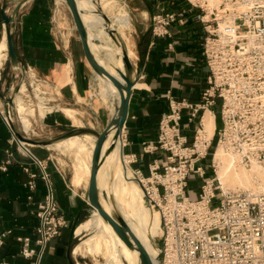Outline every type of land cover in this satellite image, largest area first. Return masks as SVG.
Segmentation results:
<instances>
[{
	"label": "crops",
	"instance_id": "crops-1",
	"mask_svg": "<svg viewBox=\"0 0 264 264\" xmlns=\"http://www.w3.org/2000/svg\"><path fill=\"white\" fill-rule=\"evenodd\" d=\"M55 1L19 0L15 43L20 63L13 66L10 62L16 75L24 77L25 73L32 71L46 90L51 83L50 89L56 94L58 105H61L54 111L46 110L44 116L39 114L35 122L44 133L37 139L56 137L73 127L91 126L101 130L116 112V101L112 96L108 102H80L91 87L92 76L97 73L85 56L81 40L70 49L68 44H61L57 39L51 16ZM90 1L96 5L95 0ZM110 2L114 7L122 5L129 12L130 25L126 28L127 40L124 39V45L134 52L130 59L137 77L132 86L122 134L115 146L119 152L116 157L112 156L108 165L105 163L100 168L97 182L99 189L107 193L111 204L119 206L120 202L127 212L126 215L122 213L124 217L142 227L136 215V202L124 187L129 184L131 171L140 169L147 175L155 159L163 161V150L146 151L144 147L157 140L160 119L170 109V97L200 101L208 75L202 54L206 31L199 20L200 8L194 7L189 0ZM4 5L0 0V7ZM164 12H175L177 18L168 25V33L158 35L153 29V16ZM1 22L0 14V41L6 31L2 30ZM214 106L216 104L200 110L198 117L192 121L187 111L183 113L182 132L190 141L199 123L204 125L208 110L214 115L216 130L219 107ZM7 108L11 110L13 106L6 104L5 97L0 93V231H9L4 244L0 246V261L10 264H95L84 253L85 249L96 251L86 243L90 236L77 242V238L80 239L88 228L95 227L86 225L80 232L78 228L98 213L96 210L93 214L95 208L88 198L95 137L90 135L93 137L90 140L86 135H77L83 140V147L58 144L65 139L50 144L24 141L30 153L42 162L40 164L24 153L22 140L16 134L19 127L14 119L10 123L5 119ZM68 108L73 109L76 119L66 113L65 109ZM75 120L80 122L76 123ZM88 146L91 147L90 153ZM3 165L6 167L3 168ZM118 175L125 178L118 183L115 191L113 187ZM196 179H191L188 187L194 195L198 194L200 183L197 182L195 186L190 184ZM50 192L65 213L67 224L61 234L47 244L40 258L36 255L25 257L20 252L22 242L18 237H30L31 246L36 247L38 203ZM122 197L125 199L121 200ZM149 213V221L152 222L154 213ZM96 232L97 228L93 234ZM149 235L153 241L155 235L150 232Z\"/></svg>",
	"mask_w": 264,
	"mask_h": 264
},
{
	"label": "built area",
	"instance_id": "built-area-1",
	"mask_svg": "<svg viewBox=\"0 0 264 264\" xmlns=\"http://www.w3.org/2000/svg\"><path fill=\"white\" fill-rule=\"evenodd\" d=\"M189 1L200 8L199 20L206 31L202 54L207 85L198 102L170 97L157 140L144 147L163 150L164 159H155L147 175L135 169L132 176L145 202L160 214V264H264V185L254 191L224 188L215 161V151L221 147L236 164L257 163L264 168V0ZM176 18L175 12L154 15L155 33H168ZM218 99V127L209 137L199 123L190 141L182 132L183 113L187 111L192 121ZM5 119L13 121L8 108ZM21 145L42 164L24 141ZM208 157L210 161L204 162ZM194 178L200 179L197 195L188 189ZM37 216L36 247L30 237H18L25 257L40 258L67 224L52 192L38 203ZM8 233L0 231V246Z\"/></svg>",
	"mask_w": 264,
	"mask_h": 264
},
{
	"label": "bare ground",
	"instance_id": "bare-ground-1",
	"mask_svg": "<svg viewBox=\"0 0 264 264\" xmlns=\"http://www.w3.org/2000/svg\"><path fill=\"white\" fill-rule=\"evenodd\" d=\"M95 1L96 5H94V3H92L90 0H77L79 6L83 9L82 15L88 27L89 35L91 37L100 39L101 41V43L91 42V47L96 57L100 60L102 64L107 67L109 71H111V73L118 75L117 68L124 70L122 60V48L120 45L111 42L110 37L107 36L103 27V17H101L100 14L94 13L93 11L97 8L98 5H101V7L104 8V3H106V0ZM113 24L116 27L119 35L120 33L126 35V28H128L130 25V16L120 11L115 15V18L113 19ZM94 27H97V30H95ZM6 48L7 37L5 32L0 41V68L2 66L4 58L3 50ZM128 53L130 58H132L134 55L133 50L129 49ZM98 76L101 79V82L99 84V94L102 99L105 102H108L111 96H118L119 98V92L117 87L108 78H104L100 75ZM118 101L119 100H117V102ZM65 111L71 117L76 119L73 109L68 108L65 109ZM203 121V127L205 128L208 136L210 137L213 134L215 128V120L213 113L208 110L205 114ZM208 132H210V135ZM86 136L87 139H93V137L90 135ZM108 143L109 142L107 140L104 144V147H106ZM58 144H76L79 147H83L84 142L80 138V136H72L58 142ZM118 152V147H116V149L114 148L113 152L108 156L106 160L107 165L109 164V161L111 160L112 156L113 158L116 157ZM215 161L217 162V165H219L217 168V177L220 179L221 185L224 188L243 187L254 191L260 189L264 185V168L257 163H254L250 170H247L244 165L243 167H238L234 159L231 156L227 155L221 147H219L215 151ZM124 178V175L117 176L116 183L113 187L115 191L117 190L118 183H120ZM128 178H130V181H128L129 184H127L124 189L133 197V200L136 202V215L138 217L140 216L141 219L139 220L142 223V227L139 225H135L131 221H128L126 218L125 219L131 226L138 240L146 249L148 255L151 257L153 264H160V249L152 241L151 235H149V232L152 235H157L159 230H161L162 232L159 212L156 211L154 213V220L152 222L149 221L150 206L147 205L144 199L139 197L140 188H137V185L133 181L131 176H129ZM103 204L105 203L103 202ZM119 204L121 208L120 210L122 211L121 213L126 215V210L123 208L120 202ZM86 225H93L95 228H97L96 234H93L92 236L86 239V243L92 249L99 251L101 248L102 239L105 240L107 248L106 252L108 253V264H137L138 252L135 250L132 251L126 245V243L117 235L113 227L108 222L104 221V219L99 213L92 217L86 224L80 226L77 231L80 232L83 227H86ZM148 225H151V228H148ZM95 235H98L99 237H96Z\"/></svg>",
	"mask_w": 264,
	"mask_h": 264
},
{
	"label": "water",
	"instance_id": "water-1",
	"mask_svg": "<svg viewBox=\"0 0 264 264\" xmlns=\"http://www.w3.org/2000/svg\"><path fill=\"white\" fill-rule=\"evenodd\" d=\"M73 17L75 26L79 33V37L83 46L85 56L93 68V70L100 76L108 78L118 89L119 101L116 102V112L107 123V125L99 130L95 127H73L69 131L62 133L56 137L49 139H37L24 135L18 129L16 134L22 141L32 144H50L62 139H66L77 135H93L95 137V143L92 150L91 157V173L90 183L88 189V198L91 205L97 209L98 213L108 222L117 233V235L126 243V245L132 250L138 252L137 264H153L151 257L148 255L146 249L138 240L137 236L133 232L131 226L119 210H115L114 205L111 204L109 197L105 191L99 189L98 186V173L100 168L106 163L108 156L113 152L117 140L120 139L123 126L128 114L129 100L131 96L132 86L135 84L136 75L134 74V68L129 56V53L113 24L110 16L103 10L101 5H98L94 13L100 14L103 17L104 30L113 39L114 43L120 45L122 48V60L124 70L117 68L118 75L111 73L107 67L100 62L96 57L91 42L101 43L100 39L91 37L89 35L88 27L83 19V9L79 6L77 0H65ZM20 5V4H19ZM17 5L11 16L7 15L5 9L0 7L1 20L6 24V37L8 56L13 66H18L19 56L16 49V43L14 39V30L11 28V24L15 21L16 13L19 8ZM22 69L25 71V67ZM10 104L14 103L13 99H9ZM12 106V105H10ZM13 116V111L11 109ZM108 140V145L104 147L105 142ZM103 201H106L110 205L108 210Z\"/></svg>",
	"mask_w": 264,
	"mask_h": 264
},
{
	"label": "rangeland",
	"instance_id": "rangeland-1",
	"mask_svg": "<svg viewBox=\"0 0 264 264\" xmlns=\"http://www.w3.org/2000/svg\"><path fill=\"white\" fill-rule=\"evenodd\" d=\"M3 2L5 5L2 7L5 9L6 14L9 16H11V14L13 13L14 8L17 5H19V0H3ZM114 6L115 5H112L110 0H106V3H104L103 10L110 16L111 20H113L115 18V15L120 11L126 14L129 13L127 9L122 5L121 6L117 5V7ZM51 16H52L53 30L59 42L61 44L63 43L68 44L70 49L75 47V45H77L78 40H80V37L77 28L75 26L71 11L65 0H56L54 2ZM1 24H2L1 26L2 30H6V24L3 21L1 22ZM11 28L14 30V39H15L17 32V13H16L15 21L11 24ZM94 28L95 30H97L96 29L97 27ZM5 32L6 31H4L3 34H5ZM106 34L107 36H109L107 32ZM120 35L124 43V39L127 40L126 36L123 35L122 33H120ZM110 40L112 43H114L111 37ZM129 49L130 47L127 46V51ZM3 54H4L3 56L4 58H3L2 66L0 68V93L5 97L6 104H10L9 102L10 98L14 100V103L10 105L13 106L12 109L13 119L15 124L20 129L19 131L28 137L41 138L43 136L44 131L39 125L36 124L35 120L37 121L40 115L44 116L46 110L54 111L56 107L58 108L61 107V105H58L59 101L55 98L56 94L52 92L50 89V86L52 85L50 83V85H48V88L46 90L45 87L41 86L40 81L36 79L37 77L34 76L32 71L25 73L24 77L23 75L20 74L16 75V71L13 70V68H11L10 66L8 47L3 50ZM100 82L101 79L99 78L98 74L97 75L94 74V76H92L90 83L91 87H89V89L86 91L83 98H80L81 103L88 101H96V102H99L100 100L104 101L100 96V94L98 93ZM21 85L24 89L21 87ZM113 97H115L116 102L117 100H119L118 96H113ZM219 106H220V100L218 99V103L214 107H219ZM75 122L78 123L80 121L75 120ZM208 133L210 135V132ZM90 152H91V147L88 146V153ZM209 161H210L209 157L204 160V162H209ZM87 162H90V160H87ZM218 166L219 165H217V168ZM237 166L243 167V165L241 164H237ZM251 167L252 166H245L247 170H250ZM208 174L213 175V173L210 171H208ZM132 175L133 172L131 171L129 176H131V178L138 184V186H140L138 181L134 179ZM197 182L200 183L199 178L194 180V182H192L190 186H195ZM142 193L143 192L140 189L139 197L144 199ZM123 198L125 199V197H122L121 200ZM103 202L105 203L104 205L106 206V208L110 210V205L106 201ZM216 202H218L217 199H215L214 203ZM112 208H114L115 210H119L121 212L119 206H114ZM96 210L97 209L95 208L93 214H95ZM156 211L157 209L150 207V212L152 214L155 213ZM95 231L96 228H88L87 231H85L84 234L80 237V239L77 238V242H81L83 239L91 236L93 233H95ZM161 233H162L161 230H159L158 234L153 236V242L155 243L156 246L159 247V249L162 241ZM84 251H85L84 253H86L88 257L93 259L95 264H108L109 262L108 253L106 252L107 248H106L105 240H103V243L101 244V248L99 251H92L86 249Z\"/></svg>",
	"mask_w": 264,
	"mask_h": 264
}]
</instances>
